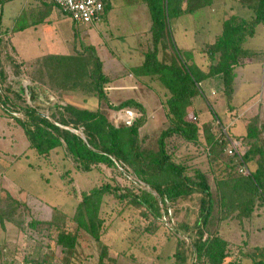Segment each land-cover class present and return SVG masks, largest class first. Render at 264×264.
<instances>
[{"label":"rangeland","instance_id":"obj_1","mask_svg":"<svg viewBox=\"0 0 264 264\" xmlns=\"http://www.w3.org/2000/svg\"><path fill=\"white\" fill-rule=\"evenodd\" d=\"M109 1L112 8L101 21L73 27V21L68 15L57 21L62 22L57 26L52 15L55 11L42 15L37 8L29 11L25 5L32 1L26 3V0H2L0 16L3 24L10 27L17 24L21 27L27 24L26 20L31 22L27 16H22L24 8L29 11L30 18L37 20L38 15H41L45 20L51 17L52 22L36 21L32 26L33 30H16L14 35L13 32L2 29L0 67L5 70L7 82L11 85L18 83L25 88L29 85L38 86L40 98L33 105L40 107L42 111L50 113L53 104L71 103L101 111L118 127L124 123L120 114H124L126 110L115 111L108 108L91 91L92 82L87 74L92 67V52L88 50L86 53L84 48L93 45L103 62L105 73L112 79L106 86L111 103L118 104L130 97H137L146 105L149 114L140 130V136L144 138V147L157 151L158 136L167 128L166 109L162 99L166 90L156 76L138 78L132 71L133 67L143 63L144 55L153 47L151 17L142 0ZM220 7L216 5V13L209 20L214 26L204 35L207 42L216 40L221 29V24L217 26V22L226 13ZM49 8L56 10L53 6ZM207 10L210 11V8H206L203 13L208 12ZM193 21L196 22L197 17ZM173 25L176 28L173 33H178L180 29L174 23ZM68 32L71 35V45L62 54L76 55L78 52L86 60L82 65L84 72L72 78L61 73L62 67L58 69L53 66L59 72L47 70L45 59L42 58L58 52L56 44ZM23 42L26 47H22ZM13 43L19 44L18 51ZM248 43L251 49L261 51H256L260 56L241 60L238 90L231 105L223 93L220 76L204 81L200 85L201 94L194 101V109L198 113L197 122L201 127L199 145L183 143L178 139H172V144L177 148L169 145V151L173 152L178 162L186 166L189 174H193L196 168L206 172L216 199L227 190L219 182L233 176L234 172L231 176L228 175L230 169L227 167L230 160L228 156L231 155L227 150L216 157L209 154L203 129L206 124L213 122L210 125L211 133L216 138L225 133L230 141H240L237 153L243 155L251 147L245 137L247 122L259 114L264 117V25L257 27V35ZM208 44L211 43H206L201 49H205ZM29 55L31 58L25 60ZM201 55L202 61L199 62L206 66L207 56L202 52ZM159 58L162 60V52ZM13 60L19 65L20 73H17ZM205 66H202L203 69H206ZM71 85L76 86L75 89L69 88ZM6 90V85L3 86L0 81L2 99L10 94ZM26 91L25 89V93ZM10 97L13 98L14 95L11 93ZM24 98L31 103L27 94ZM13 122L0 99V210L4 202L11 203L12 198L21 205L17 209L16 220L6 221L4 225L0 222V264H33L32 261L27 262L30 257L34 264L66 263V255L61 253L60 247L55 246L52 233H24L19 223L27 222L30 217L46 219L51 217L53 208H58L73 229L75 208L82 201L83 192H88L92 187L110 183L122 188L138 186L150 190L143 183L138 185L137 177L129 173L130 169H126L128 167L99 164L93 170L84 172L76 167L71 157H65L64 149L53 151L48 158L40 157L34 150L28 149ZM257 201L252 214L241 223L236 219L238 209L229 212L216 204L215 220L209 230L218 231L228 242L229 256L223 264H264V204L261 199ZM199 206V194H195L193 197L179 199L176 203H169L167 213L162 206L161 215L157 217L145 206L130 203V198L127 202L118 200L112 194L106 195L100 213L103 219L101 242L106 246V253L111 256L116 254L117 264H172L174 259H170V256L176 251L178 239L185 240L190 246L197 237L194 224L200 213ZM205 236L207 237V233ZM100 250L99 243L87 241L84 235L70 264H98ZM41 253H53L54 256L37 263ZM131 256L135 257V261Z\"/></svg>","mask_w":264,"mask_h":264},{"label":"trees","instance_id":"obj_2","mask_svg":"<svg viewBox=\"0 0 264 264\" xmlns=\"http://www.w3.org/2000/svg\"><path fill=\"white\" fill-rule=\"evenodd\" d=\"M41 1L48 9L54 6L65 15L55 4L47 0ZM142 1L146 4L152 21L153 47L144 55L143 63L133 67L132 71L138 78L156 76L166 90V96L163 94L162 99L166 109L167 128H164L158 136L157 151L144 147V138L140 136V130L147 122L149 114L146 105L137 97H130L118 104L111 103L106 86L112 82V79L105 73L103 62L96 54L93 45L87 48L84 46L86 53L88 50L92 52L90 59H93V68L91 67V71L87 74L92 82L91 91L103 105L112 110L134 111L136 116L131 124L123 121L124 123L117 127L101 111H93L71 103L53 104L50 113H46L40 107L33 105L40 98L38 86L29 85L25 88L18 83L11 85L7 82L6 72L1 67L0 81L3 86L6 85V91L12 93L14 97L11 98L10 94H7L2 99L0 95V99L6 113L13 119L18 133H21L26 141L28 149L34 150L40 157L48 158L53 151L64 149L65 157H71L76 167L84 172L93 170L99 164H106L109 167H128L126 169H130L129 173L137 177L138 185L143 183L150 190L138 186L122 188L104 183L92 187L88 192H83L82 201L77 204L72 217V222L75 223L73 229L58 208H53L49 218L30 217L27 222L19 223V226L24 233L38 235H44L45 232L52 233L55 246L60 247L61 253L66 255L65 264L72 263L71 259L76 256L84 235L87 241L94 240L100 244L98 264H117L116 254L111 256L106 253V246L101 242L103 219L100 213L106 195L112 194L118 200L127 202L130 198V203L135 206H145L148 211L159 217L162 206L167 213L169 203H176L179 199L199 194L200 213L194 224L197 237L190 246L185 240L178 239L176 251L170 259H174L172 264H189V260L191 264H223L229 256L228 242L218 234V231L212 232L209 227L215 220L216 204L229 212L238 209L236 219L240 223L252 214L258 199L264 204V117L259 114L247 122L245 137L251 147L243 155L229 154L230 140L225 133L217 138L211 133L210 125L213 122L206 124V128L203 129L209 154L216 157L227 150L231 155L228 156L230 159L227 165L230 169L228 175L234 173L231 178L226 177L219 182L222 188L225 187L227 190L218 195V199L214 197L206 172L196 168L193 174H189L186 166L178 162L173 152L169 151V145L172 144V139L199 145L201 127L197 122L198 113L194 109V101L200 96V85L204 81L220 76L223 93L231 105L238 90L241 60L260 56L256 51L259 53L261 51L251 49L248 42L257 35V27L264 25V0H240L250 15L249 13L234 14L223 20L222 31L217 35L216 40L208 44L205 49L197 51L206 54L208 61L206 66L204 65L206 69L197 62L195 51L183 50L176 45L169 19L172 15L179 16L183 12L197 11L210 5L212 0ZM1 2L2 0L0 4ZM104 2L102 19L112 8L109 0ZM184 3L186 8L183 9ZM22 16L26 17V12ZM26 23L21 27L15 24V30L28 28L30 21L26 20ZM74 26L77 25L73 22ZM1 30L0 16V34ZM160 52L163 54L162 60L159 58ZM42 58L45 59V67L51 72L54 70L59 72L56 68L62 67L61 73L70 75L71 78L84 72L82 65L86 60L81 58L78 52L76 55L50 53ZM12 63L17 73H20L19 65L14 60ZM53 66L56 68L53 69ZM71 86L69 88L76 87ZM25 94L31 103L26 102ZM172 146L177 148L176 145L172 144ZM120 173L123 174V171ZM12 201L4 202L0 210L2 225L6 221L16 220L17 209L21 205L15 198H12ZM39 255L37 263L54 256L53 253ZM131 258L134 260L135 257L131 256ZM29 261L34 264L31 257L27 260Z\"/></svg>","mask_w":264,"mask_h":264},{"label":"crops","instance_id":"obj_3","mask_svg":"<svg viewBox=\"0 0 264 264\" xmlns=\"http://www.w3.org/2000/svg\"><path fill=\"white\" fill-rule=\"evenodd\" d=\"M30 1H32V2H30ZM28 2H30V3H28ZM26 3H28V4H26L25 7L28 8L29 11L32 8H34V9L37 8L39 11L41 10V15L43 13H46V12L51 14V11H55V13L52 14L54 17L53 21L56 23L57 26L62 24V22L59 23L57 21H59L60 19H63L62 17L64 15L56 7H55L56 10H53L51 8L48 9L47 6H44L45 4H43L41 0H26ZM216 5L218 7L222 6L225 13H226L225 17H222V19L218 20V22H217V26H220V24H221V29L219 27L220 31L218 32V34L221 33V31H222L223 20L225 18L230 17L231 15H234V14H243V13L247 12V8L240 3V0H212V3L210 5H208L206 7H202L200 9H198L197 11L188 12V13L183 12L179 16L172 15L171 19H169L170 28H171L172 33H173V30L175 31V29H176V28H174L173 23L175 24V26H177V28L180 29L178 31V33H173L176 45L180 49H183V50L195 51L197 53V54L195 53L196 59H197V62L199 64H200L199 61H202L203 56L200 53H198L197 51L200 50L202 47H204L206 45V43H213L215 41L214 40L213 42L212 41L207 42L204 35L212 29V25L214 26V24L209 22V20L212 19V15H214V13H216ZM222 7H220V8H222ZM26 8L23 9L22 15H24L26 12V16L29 19H31V22L29 23L30 28H27V29L33 30L34 27H32V26L35 25L36 22H34V21H36V20L33 19V17L30 18L29 14H28L29 11ZM182 8L183 9L186 8V3H184ZM206 8H210V11L207 10L208 12L203 13V11H205ZM146 9H147V7H146ZM41 15L40 16L38 15V19H37L38 22H40V23L52 22L51 17H47V20H48L47 21L45 19H42ZM196 17H197V21L195 22L193 20H195ZM151 25H152V22H151ZM11 27L9 25L3 24V21H2V29L9 30V31L13 32V35H14L16 32V30L14 28L15 24L11 25ZM69 27H70V24H69ZM27 29H24V30H27ZM35 29H36V27H35ZM67 31H69V30L67 29ZM32 32H30V33H32ZM27 33H26V35H28ZM69 44L71 45V35L68 32L65 35V37L62 39V41L57 42L56 45L58 48V50H57L58 52H53V53H61V54L66 53L64 50L68 49ZM18 45L19 44L13 43V46L15 47L16 50H17ZM22 47H26L24 42H23ZM197 55H198V57H197ZM30 58L31 57L29 55L27 57V60ZM204 59L205 58H203V60ZM201 65L204 66L203 64H201Z\"/></svg>","mask_w":264,"mask_h":264},{"label":"built area","instance_id":"obj_4","mask_svg":"<svg viewBox=\"0 0 264 264\" xmlns=\"http://www.w3.org/2000/svg\"><path fill=\"white\" fill-rule=\"evenodd\" d=\"M55 4L65 15H68L76 25L94 24L101 21L105 10L104 0H47ZM122 115L123 121L131 124L135 119V112L126 110ZM229 154L238 152L241 142L230 141Z\"/></svg>","mask_w":264,"mask_h":264}]
</instances>
